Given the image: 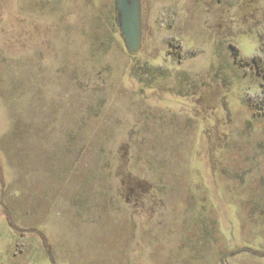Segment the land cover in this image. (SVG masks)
<instances>
[{
  "label": "rangeland",
  "instance_id": "1",
  "mask_svg": "<svg viewBox=\"0 0 264 264\" xmlns=\"http://www.w3.org/2000/svg\"><path fill=\"white\" fill-rule=\"evenodd\" d=\"M0 0V264H264V0Z\"/></svg>",
  "mask_w": 264,
  "mask_h": 264
},
{
  "label": "water",
  "instance_id": "2",
  "mask_svg": "<svg viewBox=\"0 0 264 264\" xmlns=\"http://www.w3.org/2000/svg\"><path fill=\"white\" fill-rule=\"evenodd\" d=\"M141 1L115 0L118 28L131 56L136 55L141 46Z\"/></svg>",
  "mask_w": 264,
  "mask_h": 264
}]
</instances>
